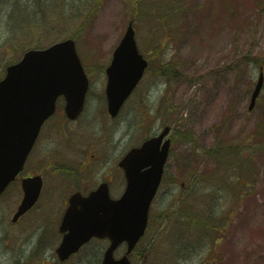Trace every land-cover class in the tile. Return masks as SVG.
Here are the masks:
<instances>
[{"label":"rangeland","instance_id":"1","mask_svg":"<svg viewBox=\"0 0 264 264\" xmlns=\"http://www.w3.org/2000/svg\"><path fill=\"white\" fill-rule=\"evenodd\" d=\"M165 2L173 3L174 16H161ZM41 9L48 18L37 24ZM129 20L151 67L112 120L105 110L104 69ZM68 37H74L90 81L85 110L72 123L56 113L37 143L35 167L63 155L79 166L85 155L108 147L101 156L109 168L167 124L170 157L132 264H264V99L253 111L247 108L255 63L264 70V0H0V78L25 48ZM218 141L230 145L231 164L207 152L221 148ZM234 148L246 158L232 155ZM47 181L53 195L51 187L45 190L38 210L17 223L11 217L20 183L0 197V264H98L102 243L57 261L50 219L66 189L82 182L54 173ZM114 183L117 197L123 180ZM47 207L40 226L35 219ZM123 252L121 247L115 255Z\"/></svg>","mask_w":264,"mask_h":264},{"label":"water","instance_id":"2","mask_svg":"<svg viewBox=\"0 0 264 264\" xmlns=\"http://www.w3.org/2000/svg\"><path fill=\"white\" fill-rule=\"evenodd\" d=\"M146 65L138 53L129 24L106 69V96L111 116L117 114ZM260 83L261 78L250 109ZM87 86L72 40L44 50H29L19 62L6 68L0 81V194L22 169L42 123L55 109L56 98L64 96L65 114L69 119H75L82 110ZM168 131L165 128L158 137L132 149L120 162L127 180L120 199L110 200L105 185L99 186L88 197L73 196L61 227L69 231L57 249L61 260L77 251L92 236H97L112 240L102 264H128L125 258L113 261L111 253L123 240L127 241L130 251L144 233L148 208L160 180L169 140L163 143L161 150L158 147ZM40 188L38 177L22 181L24 197L13 221L35 203Z\"/></svg>","mask_w":264,"mask_h":264},{"label":"trees","instance_id":"3","mask_svg":"<svg viewBox=\"0 0 264 264\" xmlns=\"http://www.w3.org/2000/svg\"><path fill=\"white\" fill-rule=\"evenodd\" d=\"M216 150H218V149H216ZM223 150H224V149H223ZM222 152H223V151H221V152H217V154H219V155H220ZM209 153H210V154L214 153V152H213V149H212V150H210V151H209ZM214 154H215V153H214Z\"/></svg>","mask_w":264,"mask_h":264}]
</instances>
